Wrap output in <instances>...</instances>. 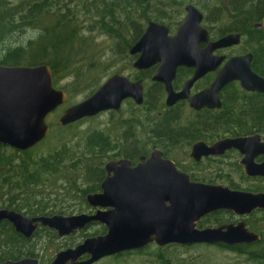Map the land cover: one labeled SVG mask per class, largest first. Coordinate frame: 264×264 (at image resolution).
Returning <instances> with one entry per match:
<instances>
[{
    "label": "water",
    "instance_id": "95a60500",
    "mask_svg": "<svg viewBox=\"0 0 264 264\" xmlns=\"http://www.w3.org/2000/svg\"><path fill=\"white\" fill-rule=\"evenodd\" d=\"M185 9V18L174 34L166 24L151 20L129 50L130 54L139 55L134 62L138 69L160 63L154 80L166 83L169 103L188 93V86L181 93L173 90L172 80L179 66L197 67L195 76L188 82L191 85L196 78L213 70L214 49L239 41L238 34L210 41L209 30L202 25L204 14L201 9L193 3L187 4ZM206 41L208 46L201 48L200 44ZM251 59V55L230 59L205 94L218 93L234 79L241 80L248 89L264 91V78L253 71ZM68 97L66 90L54 85L48 64H0V143L27 150L43 141L51 131L48 115L65 104ZM199 97L192 99L193 105L197 106ZM127 98L142 104L143 82L115 73L90 96L66 107L59 123L65 126L105 110H119ZM257 139H260L259 135L225 139L212 147L199 142L194 146L193 155L199 158L204 152H223L232 146L242 148ZM261 143L252 155L249 148L242 149L248 153L243 162L249 175H264V162L257 164L254 161L257 152L264 153V143ZM105 169L107 176L101 190L86 196L88 204L96 209L94 212L29 216L0 206V220L10 221L27 238L33 237L40 225L65 237L99 222L107 226L106 233L88 236L75 246L59 250L51 262L24 257L0 264H95L103 258L143 249L152 243L161 247L172 243L232 246L259 240L244 222L199 228L198 221L219 209L244 214L264 208V192L191 182L189 175L179 171L172 160L162 158L159 150L135 167L129 159L121 158L109 160ZM85 255L88 258L82 259Z\"/></svg>",
    "mask_w": 264,
    "mask_h": 264
},
{
    "label": "trees",
    "instance_id": "16d2710c",
    "mask_svg": "<svg viewBox=\"0 0 264 264\" xmlns=\"http://www.w3.org/2000/svg\"><path fill=\"white\" fill-rule=\"evenodd\" d=\"M189 3L206 13L207 22L213 14L226 19L238 8L262 10L259 16L264 14V0H0V64L50 65L54 85L69 95L65 103L68 105L81 93L86 98L94 93L118 61L130 63L129 50L151 20L176 28L183 21ZM247 14L254 17L257 13ZM219 27L226 30L228 22L222 21ZM29 32L32 34L28 38L18 39ZM15 38L10 44V39ZM226 113L225 110L223 115ZM95 117L65 126L57 122L43 141L27 150L0 143V206L29 216L92 208L87 194L100 190L106 162L125 148L120 131L130 122L135 124L138 137L140 128L146 129L143 117L126 122L116 114H112L106 129H78L82 122ZM95 223L101 224L100 229L83 237L107 232L106 225L99 222L91 225ZM203 223L200 221V225ZM84 230L63 238L56 230L40 225L33 237L27 238L10 221L0 220V262L43 257L46 254L40 255L38 249ZM46 238L50 241L44 243L42 239ZM59 245L55 254L74 242ZM196 245L233 251L245 257L244 264H264L263 239L232 246L172 243L161 247L152 243L106 259L109 264H131L129 259L146 254L148 258L139 264H221L205 255H183Z\"/></svg>",
    "mask_w": 264,
    "mask_h": 264
},
{
    "label": "flooded vegetation",
    "instance_id": "af4514ba",
    "mask_svg": "<svg viewBox=\"0 0 264 264\" xmlns=\"http://www.w3.org/2000/svg\"><path fill=\"white\" fill-rule=\"evenodd\" d=\"M202 12L204 14L202 25L209 30L210 41H217L229 34H238L239 41L214 49L213 70L196 78L191 85H188V82L195 76L197 67L179 66L172 80V87L174 92L181 93L188 86V93L172 103L168 102L169 91L166 83L154 80L160 63L150 68L138 69L134 66V62L139 55L131 54L129 61L134 72L129 75L124 74V70L115 73L125 75L133 81L142 80L144 102L138 104L133 98H127L119 110H105L95 116L109 113L112 117V114H116L119 120L126 122L137 120V116H140L143 117L142 121L146 122V129L141 127L138 137L134 130L135 124L132 122L127 124L120 131L125 148L121 154L109 160L126 158L131 161V166L135 167L159 150L161 157L172 160L179 171L189 175L191 182L221 185L232 190L252 193L264 192V175L247 173L243 160L248 153L242 151L249 148L252 155L261 147L260 143H264V91L248 89L242 85L241 80L234 79L220 88L218 93L205 94L217 80L220 70L235 57L251 55V68L264 78L262 72L264 71V14L259 16L262 10L238 8L226 19L213 14L214 17L211 16L209 23L206 21V13ZM250 12L257 14L253 17L247 14ZM222 21L228 22L226 30L219 27ZM208 44L209 42L206 41L200 46L206 48ZM197 96L200 97L195 106L192 104V99ZM126 104L130 105L128 109L125 107ZM225 110L227 113L223 115ZM108 125L102 128L106 129ZM225 130L227 132H224ZM254 135H259L260 139L249 142L248 146L242 148L232 146L223 152L207 154L204 152L199 158L193 155L194 146L199 142L212 147L225 139ZM254 161L257 164L263 163L264 153L257 152ZM106 176L107 171L101 185ZM95 210L93 208V212ZM200 221H203L204 225H200ZM241 222L259 236V240L255 242L264 240V208H255L244 214L231 209L212 211L198 221V227H217ZM83 258L88 256L85 255Z\"/></svg>",
    "mask_w": 264,
    "mask_h": 264
},
{
    "label": "rangeland",
    "instance_id": "374dc122",
    "mask_svg": "<svg viewBox=\"0 0 264 264\" xmlns=\"http://www.w3.org/2000/svg\"><path fill=\"white\" fill-rule=\"evenodd\" d=\"M185 15H186V12H185V14H183V17H185ZM176 29H177V27L171 29V33L174 34L176 32ZM31 34L32 33L29 32L28 34L23 35L22 37H20L18 39H20V40L26 39ZM100 39H104V38H100ZM15 40H17V38L10 39L11 42L9 41V43L11 44ZM121 68H124L123 72L126 75L132 74L134 72L130 63H128V60H124L122 62L118 61L116 63V65L110 69L109 75H107L103 79V81L107 77H109L110 75L115 73L116 70L121 69ZM85 96H86L85 93H81V94L77 95L74 99H72V101L68 105L85 99L86 98ZM68 105L65 104V106L58 107L59 109H56L54 112H52L48 115L47 121L52 127L54 126L55 123L59 122V117L61 116V114L63 113V111L65 110V108ZM125 107H126V109H128L130 107V105L126 104ZM109 119H110L109 113L101 114V115L96 116L95 118L85 120L84 122H82V124H80L78 126V129L80 131H85L87 129H90V128L92 129L95 127L102 128L106 124H108ZM70 203L74 204V202H70ZM68 212L71 214H76V213H81V212H93V209L87 208V207H84L83 210H79L76 208H70L68 210ZM100 227H101V224L95 223V224L91 225L89 228H84L85 229L84 232H78L75 236H72V237L66 238V239H62V238L57 239L51 246H47L45 249H43V248L38 249V252L40 253V255L46 254L45 256L38 257V258L43 262H48L47 261L48 257H50L52 255L54 256L56 250L58 249L57 247H60V245L57 246V244L60 243L61 245H64L65 243L74 242V245H76L85 239V236L83 237V235H85L86 233L92 234L96 230L100 229ZM42 240L44 241V243H46L47 241H50L48 238L42 239ZM63 248H65V247H63ZM183 253H184V251H183ZM183 255H195V256L205 255L206 257L209 256L211 259H213L216 262L221 263V264H244L242 262L245 259L244 256L238 255L233 251L224 250V249H221V248L216 247V246H207V245H196V246L188 249V251L185 252V254H183ZM147 258H148V255L143 254V255H139V256H134L132 259H129V262L131 264H139V263H141L142 260H145ZM109 263H110V261L107 260L106 258H104V259L100 260V262H98L97 264H109Z\"/></svg>",
    "mask_w": 264,
    "mask_h": 264
}]
</instances>
